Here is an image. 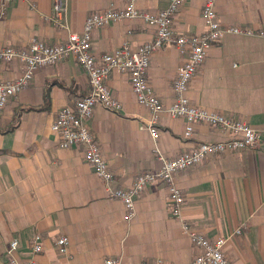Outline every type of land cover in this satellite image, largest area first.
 Segmentation results:
<instances>
[{"label":"crops","instance_id":"1","mask_svg":"<svg viewBox=\"0 0 264 264\" xmlns=\"http://www.w3.org/2000/svg\"><path fill=\"white\" fill-rule=\"evenodd\" d=\"M207 2L213 3L222 25L258 34H226L215 42L188 97L199 107L250 124L261 140L256 148L209 156L178 172L175 182L185 196L183 215L193 230L211 239L225 238L231 264H264V0H189L174 18L175 32H205L202 12ZM112 3L125 6V0H67V26L58 21L54 0H19L5 12L0 3V52L27 49L34 39L65 43L70 33L83 31L88 16ZM168 3L136 0L140 10L151 13ZM155 37L156 29L141 19H125L95 28L92 51L98 58L125 42L138 48ZM184 61L171 44L152 54L145 78L166 106L175 101L173 85ZM20 73L19 62H0L1 81ZM106 83L122 108L113 112L96 106L89 125L116 187L128 188L141 173L160 169V154L173 159L202 143L232 137L197 123L185 138L186 121L162 114L155 141L146 128L151 112L137 101L129 75L113 72ZM89 92L87 72L68 57L37 70L31 84L9 100L0 118V264H8L7 251L16 239L18 256H35L39 264H104L108 258L124 264H190L198 250L172 214L165 182L148 185L136 199L135 217L127 220L124 203L101 185L83 149L60 147L51 130L58 112ZM243 224L247 228L236 234ZM37 234L43 251L34 255L29 243ZM62 237L69 240L65 254L57 246Z\"/></svg>","mask_w":264,"mask_h":264},{"label":"built area","instance_id":"2","mask_svg":"<svg viewBox=\"0 0 264 264\" xmlns=\"http://www.w3.org/2000/svg\"><path fill=\"white\" fill-rule=\"evenodd\" d=\"M15 1L19 0H0L2 12H5L9 4ZM187 1L189 0H169L168 5L157 13L140 10L136 6V0H125L123 8L112 3L109 8L88 16L83 31L70 33L65 43L48 45L41 40L34 39L24 50L13 47L4 48L0 52V62H19L21 73L13 80L5 82L0 80V118L9 100L31 84L37 70L54 65L68 57L75 58L88 74L90 92L78 99L74 105L65 106L58 112L51 130L57 135L60 147L67 149L79 146L83 149L84 158L94 168L101 185L110 195L124 203L127 220L135 217L136 199L145 188L159 181L165 182L170 193L172 214L181 222L184 233L190 237L198 250L190 264H231L224 250L226 239L223 237L211 239L196 232L184 217L185 196L175 182V175L200 164L209 156L225 151H241L258 147L261 134L250 124L199 107L193 104L188 97L191 82L215 42L226 34L251 36L257 35L258 32L251 28L222 25L217 18L213 3L207 2L202 12L205 32L179 35L173 28V22L176 14ZM66 2L67 0H54L55 15L64 26H67L64 22L67 15ZM125 19H141L148 26L154 27L156 29L155 39L138 48H133L125 42L113 52L97 58L92 51L93 30ZM260 35L264 36V32H260ZM164 44L174 45L180 54L185 56V61L177 71L173 85L175 101L170 106L162 103L145 78L151 64L152 54ZM113 72L129 75L137 101L151 112L146 128L155 141L160 137L156 125L162 114L186 121L185 138L192 136L197 123L218 127L225 133H231L232 137L220 142L202 143L195 150L184 151L173 159H166L160 154L163 160L160 169L141 173L128 188L114 186V174L89 125L96 106L113 112L122 108L121 102L113 95L106 83ZM246 228V224H243L236 230V234L243 233ZM57 246L59 252L65 254L69 249V240L65 237L60 238ZM29 248L32 254H40L43 251L42 236L37 234L29 243ZM19 250L20 242L17 239L13 240L7 251L8 264H39L35 256L26 260L21 259L17 254ZM104 264H124V262L122 259L108 258ZM156 264H163V261L158 260Z\"/></svg>","mask_w":264,"mask_h":264},{"label":"trees","instance_id":"3","mask_svg":"<svg viewBox=\"0 0 264 264\" xmlns=\"http://www.w3.org/2000/svg\"><path fill=\"white\" fill-rule=\"evenodd\" d=\"M40 109H41V108H40ZM30 110H39V109H37V108H34V109H33V108H31Z\"/></svg>","mask_w":264,"mask_h":264}]
</instances>
